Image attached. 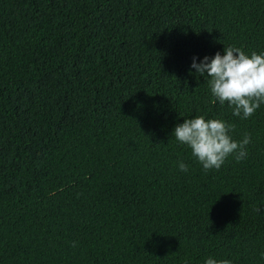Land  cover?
Returning <instances> with one entry per match:
<instances>
[{"label":"trees","instance_id":"trees-1","mask_svg":"<svg viewBox=\"0 0 264 264\" xmlns=\"http://www.w3.org/2000/svg\"><path fill=\"white\" fill-rule=\"evenodd\" d=\"M223 45L264 50V0H0V264H264V105L189 72ZM196 115L247 157L202 170Z\"/></svg>","mask_w":264,"mask_h":264},{"label":"clouds","instance_id":"clouds-1","mask_svg":"<svg viewBox=\"0 0 264 264\" xmlns=\"http://www.w3.org/2000/svg\"><path fill=\"white\" fill-rule=\"evenodd\" d=\"M189 72L206 81L212 100L221 107L226 104L233 117L248 119L264 105V50L246 53L239 47L223 45L222 51L211 57L193 56ZM233 128L234 124L221 118L196 115L175 124L170 137L190 149L191 156L202 170H219L229 156L240 162L248 155L249 135L244 134L237 141L231 135ZM176 167L181 172L189 170V165L182 159L177 160ZM260 256L264 259V251ZM203 264L232 262L209 255Z\"/></svg>","mask_w":264,"mask_h":264}]
</instances>
